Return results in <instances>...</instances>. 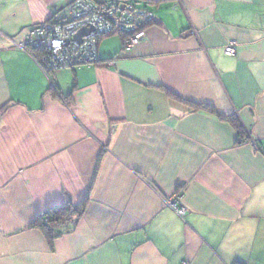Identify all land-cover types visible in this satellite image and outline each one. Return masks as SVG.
<instances>
[{
  "label": "crops",
  "instance_id": "crops-1",
  "mask_svg": "<svg viewBox=\"0 0 264 264\" xmlns=\"http://www.w3.org/2000/svg\"><path fill=\"white\" fill-rule=\"evenodd\" d=\"M73 1L0 0V264H264V0H132L146 39L51 82L15 45Z\"/></svg>",
  "mask_w": 264,
  "mask_h": 264
},
{
  "label": "built area",
  "instance_id": "built-area-1",
  "mask_svg": "<svg viewBox=\"0 0 264 264\" xmlns=\"http://www.w3.org/2000/svg\"><path fill=\"white\" fill-rule=\"evenodd\" d=\"M155 22L153 11L132 0H74L49 21L34 27L27 40L15 47L28 52L51 81L52 74L62 70L98 64L99 43L105 37L120 35L123 50H132L146 39ZM83 29L93 31L79 43L75 38ZM225 53L234 56L236 49L228 46ZM168 205L180 218L186 216L187 209L176 201Z\"/></svg>",
  "mask_w": 264,
  "mask_h": 264
},
{
  "label": "trees",
  "instance_id": "trees-1",
  "mask_svg": "<svg viewBox=\"0 0 264 264\" xmlns=\"http://www.w3.org/2000/svg\"><path fill=\"white\" fill-rule=\"evenodd\" d=\"M142 7L149 9L148 6ZM52 89L56 88L52 86ZM197 108L216 113V110H214V108L209 105H199L197 106ZM5 110L6 108L0 111V114L5 112ZM227 120H229L237 128L240 136H243V132L239 129L240 127L235 119L228 118ZM86 207L87 201H84L77 206L73 205L71 202H66L62 206L55 208L38 217L31 227L40 230L47 238L49 245L53 248L55 240L64 234L63 230L60 229H65V231L69 233L70 230L75 228L79 219L84 215ZM236 264L243 263L238 262Z\"/></svg>",
  "mask_w": 264,
  "mask_h": 264
},
{
  "label": "water",
  "instance_id": "water-1",
  "mask_svg": "<svg viewBox=\"0 0 264 264\" xmlns=\"http://www.w3.org/2000/svg\"><path fill=\"white\" fill-rule=\"evenodd\" d=\"M92 31H93V30H89V29H83V30H81V31L77 34V36H76V38H75V41H77V42H79V43H82V39H83V37L89 35Z\"/></svg>",
  "mask_w": 264,
  "mask_h": 264
}]
</instances>
